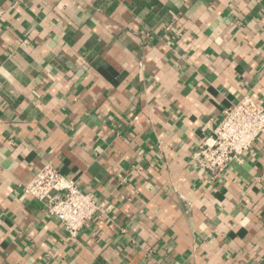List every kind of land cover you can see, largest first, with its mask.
I'll return each mask as SVG.
<instances>
[{
  "label": "crops",
  "instance_id": "1",
  "mask_svg": "<svg viewBox=\"0 0 264 264\" xmlns=\"http://www.w3.org/2000/svg\"><path fill=\"white\" fill-rule=\"evenodd\" d=\"M0 6V264H264V136L194 160L264 106V0ZM47 164L109 205L76 238L23 189Z\"/></svg>",
  "mask_w": 264,
  "mask_h": 264
},
{
  "label": "built area",
  "instance_id": "2",
  "mask_svg": "<svg viewBox=\"0 0 264 264\" xmlns=\"http://www.w3.org/2000/svg\"><path fill=\"white\" fill-rule=\"evenodd\" d=\"M2 15L0 6V20ZM223 115L213 135L194 153L197 165L215 175L225 171L232 161L240 160L264 136V106L252 96L243 95ZM23 189L63 224L69 239L76 238L98 214L104 215L109 210L106 202L98 203L49 164L40 168Z\"/></svg>",
  "mask_w": 264,
  "mask_h": 264
}]
</instances>
